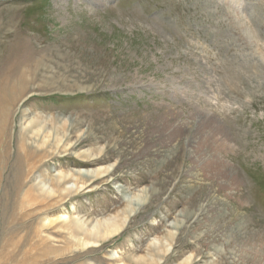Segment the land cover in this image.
<instances>
[{
  "label": "rangeland",
  "instance_id": "1",
  "mask_svg": "<svg viewBox=\"0 0 264 264\" xmlns=\"http://www.w3.org/2000/svg\"><path fill=\"white\" fill-rule=\"evenodd\" d=\"M4 82L0 264H264V0H0Z\"/></svg>",
  "mask_w": 264,
  "mask_h": 264
},
{
  "label": "bare ground",
  "instance_id": "2",
  "mask_svg": "<svg viewBox=\"0 0 264 264\" xmlns=\"http://www.w3.org/2000/svg\"><path fill=\"white\" fill-rule=\"evenodd\" d=\"M21 75V74H20ZM22 76V75H21ZM10 79H12L11 77H10ZM19 80L20 81H24L25 79L23 78V77H20L19 78ZM18 81V80H17ZM11 82V81H10ZM9 82V83H10ZM7 82H4L3 84H4V87H2L1 88V92H0V118L3 116V114L5 113V109L7 108V106H9L11 103H13L14 102V100H15V95H13L14 93H12L11 91H9V90H11V87H10V85H9V89H8V86H7V84H6ZM15 83V82H14ZM13 85V84H12ZM11 85V86H12ZM15 89V88H14ZM12 90H13V87H12ZM12 93V94H11ZM12 97H14V99L12 98ZM4 107H5V109H4ZM11 107V106H10ZM8 109V108H7ZM7 114V113H6ZM9 115V114H8ZM2 119H4V118H1V120ZM2 125H3V121L0 123V139L2 138V131H3V128H2ZM201 126V125H200ZM218 127H220V126H218ZM7 128V127H6ZM212 128V127H211ZM210 128V129H211ZM209 129V128H208ZM206 130V129H205ZM217 130V129H216ZM4 134H6V133H4ZM223 135V134H222ZM200 137V136H199ZM206 139V138H205ZM213 139H215L214 137H213ZM198 140V139H197ZM224 140V139H223ZM206 141V140H205ZM211 150V149H210ZM2 154V153H1ZM6 154V153H5ZM5 154H3V155H5ZM214 154V153H213ZM192 157V156H191ZM215 158V157H214ZM5 159V158H4ZM203 159V158H202ZM212 159V158H211ZM197 161V160H196ZM5 168V167H4ZM5 170V169H4ZM83 173H85V175H88V173H89V171H84ZM60 175H62V174H60ZM65 175V174H64ZM64 175H62V176H64ZM65 178H66V176H64ZM2 178V177H1ZM225 178V177H224ZM235 178V177H234ZM233 178V179H234ZM3 179V178H2ZM225 180V179H224ZM59 181V180H58ZM236 182V181H235ZM60 183H61V181H60ZM2 184V183H1ZM39 185V184H38ZM43 185L44 184H42L41 186L43 187ZM58 186V185H57ZM1 187V186H0ZM37 188H41L40 187V185L39 186H36ZM65 187V186H64ZM34 188V187H33ZM71 189L72 188V185H70V186H68V187H66L65 189H67L68 191H69V189ZM80 188V187H79ZM45 189H47V190H49L50 188H45ZM44 189V190H45ZM6 191V190H5ZM40 192V191H39ZM45 192H46V190H45ZM28 193V192H27ZM31 193V192H30ZM48 193V192H47ZM25 194V193H24ZM23 194V195H24ZM44 194V193H43ZM46 194V193H45ZM28 196H29V193H28ZM18 197V196H17ZM23 197H26V196H23ZM24 199V198H23ZM19 200H20V198H19ZM25 200V199H24ZM22 201V200H21ZM137 201V200H136ZM132 202H134L133 200H132ZM10 203V202H9ZM133 204V203H132ZM132 204H130V206H133ZM10 205V204H9ZM9 205L7 206L8 208H9ZM127 206H128V204H127ZM128 208V207H127ZM6 210V209H5ZM130 210V209H129ZM7 211H8V209H7ZM27 211V210H26ZM9 212V211H8ZM28 212V211H27ZM28 214H29V212H28ZM119 215V214H118ZM118 215H116V216H118ZM115 216V217H116ZM120 216L121 215H119V217H117V218H104L105 220H100L101 222H95V223H93V224H90V223H86V222H84V221H79V220H81V219H79V220H76V221H74V224H73V226L77 229V231L75 230H73V229H71V231L69 232V233H71V236L72 237H80L81 235H83V234H86L87 235V237H85V238H78V243L79 244H81V245H84V246H86V245H90V246H96V245H98V241L99 240H101L102 238H105V237H107V236H109V235H111V234H113L114 232H116L117 230H119L123 225H124V223H125V218L124 217H121L120 218ZM127 216V215H126ZM125 216V217H126ZM24 217H27V216H24ZM21 218V217H20ZM15 220V219H14ZM17 220V219H16ZM51 221V220H50ZM71 222H73V221H71ZM24 223V222H23ZM46 223H49V222H47L46 221ZM16 224V223H15ZM17 225V224H16ZM30 225V224H29ZM74 228V229H75ZM29 229V228H28ZM20 230V227L17 225V226H13L12 227V231L11 232H17V231H19ZM24 231V230H23ZM6 232H7V230H6ZM28 232V231H27ZM36 233V232H35ZM16 234V233H15ZM80 234V236H77V235H79ZM8 234H6L5 236H7ZM11 235V234H10ZM9 235V236H10ZM18 238V237H17ZM11 240V239H10ZM13 240V239H12ZM18 241H19V239H18ZM40 243V242H39ZM77 243V244H78ZM149 247V246H148ZM151 248H154V249H156V250H154V251H157L158 250V252H162L163 250H164V245H163V243H161V242H159L158 240H157V242H155V243H152L151 244ZM166 249V248H165ZM166 252V251H165ZM45 253V252H44ZM151 255V254H150ZM152 257V256H151ZM160 260V259H159ZM158 260V261H159ZM157 262V261H156ZM184 262V261H183ZM151 263V260L150 259H145L144 257L143 258H140L139 259V264H150Z\"/></svg>",
  "mask_w": 264,
  "mask_h": 264
}]
</instances>
